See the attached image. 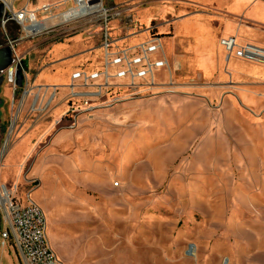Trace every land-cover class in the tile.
<instances>
[{
    "label": "rangeland",
    "instance_id": "rangeland-1",
    "mask_svg": "<svg viewBox=\"0 0 264 264\" xmlns=\"http://www.w3.org/2000/svg\"><path fill=\"white\" fill-rule=\"evenodd\" d=\"M96 2L107 14L62 21L59 14L75 1L44 0L51 10L39 13L46 28L37 36L15 22L4 28L0 19V45L6 35L24 37L17 54L31 91L76 69H100L106 19L115 49L144 41L150 31L162 36L170 59L181 53L173 84L166 68L156 69V81L166 85L98 109L93 121L81 118L48 148L54 129L37 160L24 164L29 143L63 114L58 101L68 88L61 85L55 109L43 117L29 112L30 97L22 102L23 89L14 91L5 78L0 184L24 200L30 192L42 207L48 241L63 264H264V92L235 89L215 63L218 51L208 61L211 72L200 69L224 8L261 21L264 8L245 0ZM28 124L38 126L24 134ZM35 177L33 186L42 185L31 191L26 179ZM5 228L0 210V264H23L16 248L2 243Z\"/></svg>",
    "mask_w": 264,
    "mask_h": 264
},
{
    "label": "built area",
    "instance_id": "built-area-1",
    "mask_svg": "<svg viewBox=\"0 0 264 264\" xmlns=\"http://www.w3.org/2000/svg\"><path fill=\"white\" fill-rule=\"evenodd\" d=\"M1 1L5 6L4 14L0 16L4 28L9 22H15L22 27L28 37L45 32L46 27L41 25L38 15L49 12L51 4H42L36 9H30L27 6L16 9L12 0H9L11 5ZM83 1L91 2V0ZM5 13L9 16H5ZM103 29L102 66L98 70L76 69L70 74L69 83L65 85L68 92L63 94L58 101V105H65L66 108L63 114L55 120L54 129L56 131L54 133L62 129L76 130L81 118L95 120L94 114L98 109L112 107L131 96L140 95L142 91L147 92L148 89L166 85L156 81V69L166 68L170 75L168 83L173 84V73L179 67L166 55L161 35L149 31V36L144 41L115 49L108 30L107 19ZM6 36V42L0 46H9L12 50L13 63L9 67L13 70L12 79L8 77L9 68L0 71V74L13 84L14 91L23 89L22 102L25 103V98L30 97L28 108L30 113L43 117L50 114L55 109L53 103L58 98L62 86L38 84L31 91L24 75L23 58L17 54L18 43L24 37ZM220 44L226 52V58L234 56L264 64V47L252 43L240 44L235 36L221 38ZM155 55H161V57L152 59ZM17 72L24 78L21 87L16 84ZM119 91L128 93V96L120 95ZM109 99L112 101L110 102ZM26 180L33 188L31 191L39 186H33L37 180L40 182L37 178ZM12 191L8 190L4 184H0V210L6 224L5 230L1 233L3 245L12 244L18 251L23 264H63L48 241L47 218L42 207L30 199L28 195L30 192L24 200Z\"/></svg>",
    "mask_w": 264,
    "mask_h": 264
},
{
    "label": "crops",
    "instance_id": "crops-1",
    "mask_svg": "<svg viewBox=\"0 0 264 264\" xmlns=\"http://www.w3.org/2000/svg\"><path fill=\"white\" fill-rule=\"evenodd\" d=\"M12 1L16 9H19L23 6H27L30 9H36L40 7L37 6L33 0H12ZM42 1L44 4V0ZM240 1L243 2V0ZM245 1L251 5L259 6V8H264V1H260V0L258 1L245 0ZM224 10L227 16L220 18L221 29L219 34L217 33L218 35L222 36V38L228 36H235L240 44L252 43L264 47V21H261L262 19L259 20L247 16L245 13L237 11L234 8H229V9L224 8ZM238 17H244L245 21L240 22L238 20ZM217 34L215 33L214 35L213 44L212 42L209 43V41L207 44H205V46L208 47L209 49H207L208 52L203 57L205 61L203 68L198 65L201 71H203L204 74H209L211 72V65H213V63L210 65L208 61L213 62V58H214L213 53L215 51H218L219 58L217 57L215 63L221 69L222 74H224L227 79L232 81V84L233 86H235V89L245 86H251V87H259L260 89H263L264 92V64L247 62L240 58H236V57L234 58L233 56L230 58H226V52L224 48L221 46ZM170 60L175 61L180 69L181 66L183 65L182 61H184L185 58L184 56H182L181 53L179 54L178 52H175L173 53V56ZM70 74L71 72L66 74V77L63 78L64 81L58 80L55 82L44 83V84H49V85H62L63 83L68 84ZM37 126L38 125L28 124L27 126L28 128L25 130L24 134L31 132ZM53 130H54V123L52 121L49 124V126H47V129L42 133L40 137L34 139L31 143L28 142L30 145L25 153L28 156L25 158L24 164L30 163L31 160H33L34 158L37 157L38 154H40V152L42 151L41 150L42 143H44L45 141L44 137L47 136L48 133H51ZM56 135L57 133H54L50 137L48 148L51 145L52 139L56 137ZM34 160L36 161L37 158Z\"/></svg>",
    "mask_w": 264,
    "mask_h": 264
},
{
    "label": "bare ground",
    "instance_id": "bare-ground-1",
    "mask_svg": "<svg viewBox=\"0 0 264 264\" xmlns=\"http://www.w3.org/2000/svg\"><path fill=\"white\" fill-rule=\"evenodd\" d=\"M5 1L8 5H11V1L9 0H3ZM76 6L68 9L67 11L59 14V17L62 18V21H69L73 18L76 17H82L90 14H97V13H103L105 10L102 8V4L100 2L96 3H87L83 0H75ZM64 16V17H63ZM41 25H45L44 21H41ZM15 124V122H13ZM114 185H116L114 183ZM40 187V186H39ZM14 192V191H12ZM195 246V245H194ZM192 251L195 252V249L192 248ZM226 264V261L225 263Z\"/></svg>",
    "mask_w": 264,
    "mask_h": 264
},
{
    "label": "water",
    "instance_id": "water-1",
    "mask_svg": "<svg viewBox=\"0 0 264 264\" xmlns=\"http://www.w3.org/2000/svg\"><path fill=\"white\" fill-rule=\"evenodd\" d=\"M5 6L3 2H0V16L4 14ZM5 16H9L8 13H5ZM13 63V57H12V50L9 46H0V71H3L7 68H9ZM12 68H9V79H12ZM5 81V77L3 75H0V90ZM24 78L23 76L17 72L16 73V84L17 86L21 87L23 86ZM2 100L0 98V104Z\"/></svg>",
    "mask_w": 264,
    "mask_h": 264
},
{
    "label": "flooded vegetation",
    "instance_id": "flooded-vegetation-1",
    "mask_svg": "<svg viewBox=\"0 0 264 264\" xmlns=\"http://www.w3.org/2000/svg\"><path fill=\"white\" fill-rule=\"evenodd\" d=\"M1 75V74H0ZM1 91V90H0ZM2 104H3V101L1 102V104H0V107L2 106Z\"/></svg>",
    "mask_w": 264,
    "mask_h": 264
},
{
    "label": "trees",
    "instance_id": "trees-1",
    "mask_svg": "<svg viewBox=\"0 0 264 264\" xmlns=\"http://www.w3.org/2000/svg\"><path fill=\"white\" fill-rule=\"evenodd\" d=\"M154 34V33H153Z\"/></svg>",
    "mask_w": 264,
    "mask_h": 264
}]
</instances>
